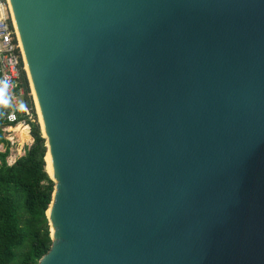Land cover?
<instances>
[{
  "label": "water",
  "instance_id": "1",
  "mask_svg": "<svg viewBox=\"0 0 264 264\" xmlns=\"http://www.w3.org/2000/svg\"><path fill=\"white\" fill-rule=\"evenodd\" d=\"M8 3L53 173L37 264H264V0Z\"/></svg>",
  "mask_w": 264,
  "mask_h": 264
},
{
  "label": "trees",
  "instance_id": "2",
  "mask_svg": "<svg viewBox=\"0 0 264 264\" xmlns=\"http://www.w3.org/2000/svg\"><path fill=\"white\" fill-rule=\"evenodd\" d=\"M24 101L32 108L28 81L22 73ZM0 96V264H37L50 245L46 210L53 181L45 171V140L37 121H27L32 143L13 164L7 165L9 143L2 136L6 125ZM35 116V114H34Z\"/></svg>",
  "mask_w": 264,
  "mask_h": 264
},
{
  "label": "built area",
  "instance_id": "3",
  "mask_svg": "<svg viewBox=\"0 0 264 264\" xmlns=\"http://www.w3.org/2000/svg\"><path fill=\"white\" fill-rule=\"evenodd\" d=\"M22 73H25L27 78V70L9 3L8 0H0V96L3 108L2 117L6 123L5 126L9 129L27 128V134H29L27 121L34 120V107L32 112V108L27 106L24 101V92L21 86ZM27 97L31 96L27 94ZM6 130V128L3 129L4 132H7L4 139L9 142L10 150L17 143L18 138L11 135L12 132L10 134ZM24 152L25 149H22L16 155L21 156Z\"/></svg>",
  "mask_w": 264,
  "mask_h": 264
},
{
  "label": "crops",
  "instance_id": "4",
  "mask_svg": "<svg viewBox=\"0 0 264 264\" xmlns=\"http://www.w3.org/2000/svg\"><path fill=\"white\" fill-rule=\"evenodd\" d=\"M4 128H6L7 130L6 131H9V133L10 132H12V134L11 135H15V137H16V134H15V132L13 131V129L14 128H11V129H9L7 126H3L2 128H1V130H2V136H3V138H5V136L7 135V132H4L3 131V129ZM28 135V141H24V143L23 144H21V146H19V147H17V146H15V144H18V141H17V143H15L14 145H13V147L9 150V153H8V156H7V158H6V163H7V165H11V164H13L19 157H21V156H17L16 155V153H19V152H21V150L23 149H26V146H30L31 145V143H32V140H31V137H30V135L29 134H27ZM9 143V142H8ZM24 145V146H23ZM15 146V147H14ZM4 152V147H3V145L2 144H0V153H3Z\"/></svg>",
  "mask_w": 264,
  "mask_h": 264
},
{
  "label": "bare ground",
  "instance_id": "5",
  "mask_svg": "<svg viewBox=\"0 0 264 264\" xmlns=\"http://www.w3.org/2000/svg\"><path fill=\"white\" fill-rule=\"evenodd\" d=\"M35 107H36V110H37V106L36 105H35ZM37 114H38L39 122L41 124V120H40V116H39V112L38 111H37ZM13 131L15 132L16 137L19 139L21 144L24 141H28L27 128H23L22 129L20 127H17L15 129H13ZM45 162H46V168L45 169H46L48 175L51 178H53L52 168H51V165H50V160L48 158V155L45 157Z\"/></svg>",
  "mask_w": 264,
  "mask_h": 264
},
{
  "label": "rangeland",
  "instance_id": "6",
  "mask_svg": "<svg viewBox=\"0 0 264 264\" xmlns=\"http://www.w3.org/2000/svg\"><path fill=\"white\" fill-rule=\"evenodd\" d=\"M28 86H29V84H28ZM29 95L31 96V98H32V103H33V107H34V114H35V120L37 121V123L39 124V118H38V114H37V110H36V107H35V103H34V99H33V96H32V92H31V89H30V86H29ZM39 127H40V131H41V126H40V124H39ZM23 143V142H22ZM15 146H17V147H19V146H21V144H20V141H19V139H18V144H15ZM14 146V147H15ZM28 146H26V148H27Z\"/></svg>",
  "mask_w": 264,
  "mask_h": 264
}]
</instances>
